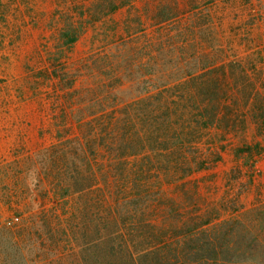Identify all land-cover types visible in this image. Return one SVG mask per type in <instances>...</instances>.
<instances>
[{
	"label": "trees",
	"instance_id": "obj_1",
	"mask_svg": "<svg viewBox=\"0 0 264 264\" xmlns=\"http://www.w3.org/2000/svg\"><path fill=\"white\" fill-rule=\"evenodd\" d=\"M136 3L68 0L56 16L50 61L64 63L89 27ZM174 15L163 8L155 18L163 24ZM257 65L195 63L184 81L130 102L115 88L111 101L93 94L85 103V86H63L64 72L58 78L70 102L56 120L62 150L44 169L50 188L40 182L48 193L43 202L58 207L0 224L9 242L0 238V264H264V202L222 220L219 208L203 210L193 180L222 160L219 144L231 135L253 128L264 138V72ZM67 127L74 138L64 135ZM263 153L260 141L234 152L254 169ZM22 220L27 231L20 234L13 226ZM35 235L44 244L36 263L20 251Z\"/></svg>",
	"mask_w": 264,
	"mask_h": 264
},
{
	"label": "rangeland",
	"instance_id": "obj_2",
	"mask_svg": "<svg viewBox=\"0 0 264 264\" xmlns=\"http://www.w3.org/2000/svg\"><path fill=\"white\" fill-rule=\"evenodd\" d=\"M67 1L1 2L2 225L19 215L30 218L31 214L40 215L58 207L43 202L48 193L40 182L45 181L50 188L44 169L57 160L55 155L62 150L56 120L64 117L63 102L70 97L59 83L58 77L64 72L67 76L63 86L73 80L85 86L90 94L84 97L85 103L93 94L102 101H111L113 96L108 90L115 88L116 95L125 102L144 98L150 92L156 93V88L184 81L195 63L199 67L227 66L249 59L264 72V0H137L112 18L89 27L65 62L53 63L50 52L55 49L59 29L56 16L66 11ZM163 8L172 9L176 15L162 24L155 16ZM118 75L122 76L119 80ZM64 133L69 139L76 136L71 127ZM257 141L264 148V138H258L253 128L247 134L231 135L219 144L224 148L222 160L193 177L201 187L205 212L219 208L222 220H227L264 202V153L255 169L250 168L253 163L246 164L234 154L244 143ZM84 173L88 175L86 167ZM26 224L22 220L12 226L21 234L27 231ZM0 238L9 244L3 233ZM43 250L42 238L37 235L24 240L20 248L25 259L35 263Z\"/></svg>",
	"mask_w": 264,
	"mask_h": 264
}]
</instances>
